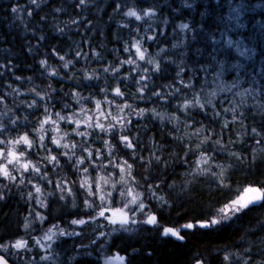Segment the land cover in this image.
<instances>
[{
    "label": "trees",
    "instance_id": "trees-1",
    "mask_svg": "<svg viewBox=\"0 0 264 264\" xmlns=\"http://www.w3.org/2000/svg\"><path fill=\"white\" fill-rule=\"evenodd\" d=\"M81 106L93 123L119 131L85 138L61 121V143L70 147L57 148L48 136L38 146L34 129L45 107L53 119L56 112L84 119ZM0 124V140L8 141L0 148L27 134L35 151H16L41 168L9 165L16 178L0 175V244L8 245L0 253L10 262L106 264L117 253L124 264H264V202L210 228L180 227L215 218L236 189L264 187V0H0ZM79 130L93 132L84 124ZM82 148L93 152L95 169ZM63 152L85 163L74 167ZM49 155L60 163L48 164ZM86 176L93 195L80 186ZM133 197L137 203L125 208ZM117 208L130 219L137 209L129 231L106 219ZM148 215L160 226L139 223ZM165 227L180 229L183 239L164 236ZM17 240L26 246L14 248Z\"/></svg>",
    "mask_w": 264,
    "mask_h": 264
},
{
    "label": "snow or ice",
    "instance_id": "snow-or-ice-1",
    "mask_svg": "<svg viewBox=\"0 0 264 264\" xmlns=\"http://www.w3.org/2000/svg\"><path fill=\"white\" fill-rule=\"evenodd\" d=\"M33 3H35V0H32ZM85 2V0H80V4H83ZM13 11H17V9H13ZM57 11H59V9H57ZM150 13L146 12L145 15H149ZM128 16H135L137 20L141 19V17L139 15H137V13L135 11H129L127 13ZM182 28H186L187 25H181ZM125 51H127V49H125ZM137 52L139 53V48H137ZM77 55H79V53H77ZM61 60L64 59L63 56L60 57ZM140 59H144V56L142 53H140ZM72 61H68L66 62L63 67L67 68L69 64H71ZM127 63H132V61H127ZM41 66L43 67L46 64V61H41L40 62ZM90 76H85V79H90ZM143 90V89H141ZM117 95H122V93L120 92V90L117 88L115 90ZM156 95H159L158 93H155ZM72 95L74 97H76V102L77 104H80V98H79V93H72ZM87 99V98H85ZM37 105V102L34 100L32 102L31 105H29V107H34ZM101 106V101L97 100L96 101V107L97 109H99ZM65 108H70V105L65 104L64 105ZM81 113L84 114V119H74L75 113L73 114V116H65L62 115L60 112H56L55 113V119H53V113L51 112V110L47 107H45V115L44 118L42 120L39 121V127L34 129L35 134L39 137V147L41 148H45V138L46 136H48L50 138V142L55 145L57 148H64L67 149L69 148V144L67 143H61V141L64 139L63 136H60V127H59V122L61 121H66L69 123H74L76 125V128L74 129V131L76 132L77 135L81 136V137H85L87 138L89 135H93L96 129H99L100 132L105 133V134H115L117 131H119V129L117 128L116 124H108L107 126H105L103 123L99 122V118H97L96 122L93 123L92 122V117L91 116H87L86 114V110L81 106L80 108ZM143 111L141 110V112L139 113L140 115H143ZM100 115H104L103 112L100 113ZM113 120L117 121V124H121L123 127H127V125H123L122 123V118L118 119L117 117H112ZM12 123H16V121H12ZM84 124L86 129H92L93 132L90 133L89 131H80V125ZM46 125H48L49 127H46ZM5 126L3 124H0V129H3ZM253 131L255 132L256 130L253 129ZM55 133V134H53ZM0 135H3L2 132H0ZM120 142L122 144H124V146L126 148H133V144L132 142L129 140L127 135H121L120 136ZM8 141L6 140H0V145H5L7 144ZM12 148L8 149V150H4L3 148H0V159L6 160L7 163H0V175L9 178V179H15L16 177L11 175V171L9 169V165H12L13 168H15L16 165H19L20 168H22L25 172H27L29 170V168L31 167L32 171H34L36 174H40L41 172V168L36 166L35 164H32V162L29 160L27 162H21L20 157H23L25 155V151L22 149L20 150L18 153L16 151V145H24L26 146L27 149H31L32 151H35V148L37 147V145H35L27 136V134H25L24 136H21L19 138V140H15L12 141ZM103 143L105 144L106 147H108V155L109 157L112 156V152L113 149L109 146L108 141H103ZM77 146L75 144L71 145V148L75 149ZM49 152H51V149H47ZM84 152H87V159L91 160L92 162V167L93 169H95L96 167V160L93 159V152L90 151L88 148H82L81 149ZM96 154L100 157L101 160L104 159L103 155L100 153V150L97 149L96 150ZM61 155L67 157V160L69 162L72 163V165L74 167H79L80 165L85 163V158L84 157H80L78 159H75L73 161V156L74 153L72 155H69L68 152H63L61 153ZM44 160L47 161L48 164H53L55 162V164H59L60 161L58 159L57 156L54 155H49L43 158ZM159 159V158H157ZM113 161L109 160V164H112ZM125 164H127V161L124 162ZM115 167L120 168L121 172L124 171L123 167H121L119 164H115ZM100 167L103 168L105 167V165L103 163L100 164ZM128 168H131V165H128ZM84 172L88 173L89 169L88 168H84ZM215 175V174H213ZM223 175V173H221V176ZM46 176V174H45ZM100 179H103L104 183H108V179L106 177H101ZM123 176L121 177V181H123ZM51 182V181H49ZM21 183H23V180H21ZM221 186L228 188L230 187L228 184L224 183L223 180H221ZM80 186L83 188L85 186H88L89 188V195H93V193L91 192V185L89 184V178L86 176L85 179L81 182ZM113 188H115V185H113ZM35 192L36 193H41V189L40 187H36L35 188ZM237 195L235 196L234 199H231L227 204H225L222 208L218 209L216 217L215 218H211L208 221L205 222H197V225H193L192 223H188L185 225H181L180 227L183 229H192L194 227H200V228H210L214 225H217L223 221H227L232 219L234 216H236L238 213L242 212L244 209L248 208L251 205H256L259 204L261 202H264V187L261 186H251L249 185L248 187H244L243 189H236ZM121 196L124 195L123 192L120 193ZM29 196H32V193H29ZM3 197H0V199H2ZM63 198V197H61ZM101 201H103L105 199L104 196H100L99 197ZM37 203H40L41 206H45L43 204L42 201H40L39 199H37ZM137 203V198L133 197V199L131 201L128 202V204H125V208H128L130 204H136ZM75 206V205H74ZM85 206L86 207H93V204L90 203L89 201H85ZM100 207H102V205H100ZM144 208V204L140 203L138 205V209L140 211H143ZM137 209H132L133 212V217L130 219L128 212L124 211L123 209L117 208L113 210V215L111 217H106V219L109 220V223L115 225V224H119L120 225V229H123L125 231H129L130 229L127 227L129 224H136L137 221L134 218L135 217V211ZM99 216L103 217L105 215L104 211H100L98 213ZM41 220L44 219V217H39ZM94 219V217H93ZM72 224H85L86 221L83 219H79V220H72L71 221ZM139 223H143V224H147V225H153V226H160L158 224L157 221V217L155 215H148L147 218L145 220L140 221ZM30 225L28 223L24 224V228H29ZM55 227V225H54ZM119 229H113V231H118ZM60 234L61 235H65L64 231L61 229L60 230ZM71 235H75L76 233H70ZM164 236H173L176 237L177 239H183V236L180 235V229H174V228H167L165 227L163 229V233ZM101 235H103V233H101ZM46 239H51V236H46ZM14 248L16 249H21L24 248L26 246V242L23 240H17L15 242L14 245H12ZM0 248H2L5 252L8 251V245L6 244H0ZM42 259H47V257H42ZM124 257L123 256H116V257H112L109 258V262H106V264H124ZM225 259H228V257L226 256ZM0 264H8V261L6 260L5 257L0 256Z\"/></svg>",
    "mask_w": 264,
    "mask_h": 264
},
{
    "label": "water",
    "instance_id": "water-1",
    "mask_svg": "<svg viewBox=\"0 0 264 264\" xmlns=\"http://www.w3.org/2000/svg\"><path fill=\"white\" fill-rule=\"evenodd\" d=\"M0 256H3L5 257L3 254H0ZM6 258V257H5ZM6 260L8 261V259L6 258ZM8 264H24V263H21V262H17V263H11L10 261H8Z\"/></svg>",
    "mask_w": 264,
    "mask_h": 264
},
{
    "label": "rangeland",
    "instance_id": "rangeland-1",
    "mask_svg": "<svg viewBox=\"0 0 264 264\" xmlns=\"http://www.w3.org/2000/svg\"><path fill=\"white\" fill-rule=\"evenodd\" d=\"M111 224V223H110ZM113 225V224H112ZM114 226H116V224L114 225ZM116 256H121V255H119V254H112L110 257L112 258V257H116Z\"/></svg>",
    "mask_w": 264,
    "mask_h": 264
}]
</instances>
